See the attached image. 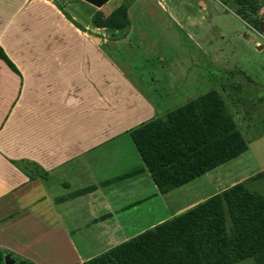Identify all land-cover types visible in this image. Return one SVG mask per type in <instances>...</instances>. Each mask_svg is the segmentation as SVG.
<instances>
[{
	"label": "rangeland",
	"instance_id": "374dc122",
	"mask_svg": "<svg viewBox=\"0 0 264 264\" xmlns=\"http://www.w3.org/2000/svg\"><path fill=\"white\" fill-rule=\"evenodd\" d=\"M16 2L14 0L13 5L10 0H0V8H4L0 10V16L14 14L15 19H27L29 29H33L38 37L31 38L29 44L23 39V48L11 47L24 68L27 82L22 84L21 71L15 72L0 62V103L3 107L11 99L24 98L30 103L40 100L44 103V113L70 115L67 120L73 121L80 135L83 129L94 131L93 135L97 136L108 133H117V136L123 132L119 130L121 125L112 118L116 107L107 106L97 98L93 104L89 102L86 95L89 69H85L83 78L77 70V73L70 72L77 66L75 57L70 59L71 54L81 55L78 63L81 65L83 62V66L86 57L78 49L73 53L71 50L75 47L66 46V40L60 44L57 42L55 35L73 36L74 31L66 29L67 24L63 23L65 16L86 33L85 36L92 38L95 46L107 51L115 70L132 69L135 73L129 74L141 76V82L148 75L155 77L154 83L148 80L150 87L143 88V91L160 104L158 115L161 110L172 109L204 92L218 91L233 114L246 150L221 164L214 175L224 188L245 180L251 189L264 194V28L261 30L259 26L262 22L264 27V0L242 3L240 13L224 0H108L98 8L82 0H31L18 11ZM48 4H54L63 17ZM70 16H74L78 23ZM122 19H127L128 23L117 27V22ZM55 23L58 26L54 27ZM48 42L51 48L45 49ZM54 55H65L67 59L58 65L53 60ZM90 55L91 51H88ZM21 56L23 61L20 62ZM58 70L62 72L60 75ZM41 74L44 76L39 77ZM172 89L176 90L173 95L169 92ZM68 90L74 95L78 92L84 96L64 99L62 94ZM28 108L34 107L30 105ZM86 119L85 123L83 120ZM134 124V127L138 125ZM67 126L72 127V124ZM63 130L70 133L74 128ZM124 133L114 137L113 142L116 143L103 144L100 150L95 148L94 158L89 162L97 174L101 163L108 162L103 161V157L108 158L113 167L118 157L123 158L119 152L125 151L126 156H131L129 148H125L127 139L131 141V138ZM97 153L105 154L98 157ZM203 179L174 191L176 194L170 198L178 202L187 194V197L200 192L210 194L213 186L210 190L205 183L207 180ZM146 207L147 210L150 208ZM152 208L155 207L152 205ZM136 209L143 210L141 206ZM158 211L160 215L165 214L160 204ZM12 237L9 239L11 243ZM20 241L17 239L14 246L21 245V250L28 256L33 255L37 263L13 254L15 262L5 257L3 264H47L57 260L53 258L54 253L37 249L31 239L25 242L21 238ZM238 264L255 263L247 260Z\"/></svg>",
	"mask_w": 264,
	"mask_h": 264
},
{
	"label": "crops",
	"instance_id": "0c3cea01",
	"mask_svg": "<svg viewBox=\"0 0 264 264\" xmlns=\"http://www.w3.org/2000/svg\"><path fill=\"white\" fill-rule=\"evenodd\" d=\"M10 1L14 5V0ZM30 1L17 0L16 11ZM49 6L63 17V13L54 4ZM13 15L0 16V46L16 68L22 72L23 84L28 80L24 76L22 70L24 68L11 47L15 45L18 49L23 48V39L29 44V40L38 35L33 29H29L27 19H15ZM169 16L174 18L171 14ZM70 17L72 21L78 23L74 16ZM63 23L67 24L66 29L70 28L74 31L73 36L55 35L57 42L60 44L66 40V46L75 47L71 50L73 53L78 49L85 53L86 57L83 66V62L81 65L78 63L81 55L71 54L70 59L75 57L74 63L77 66L70 69V72L77 70L81 72L83 78L85 69H89L90 80L86 93L88 100L93 104L94 98H97L107 106L116 107L112 118L121 125L122 128L119 129L123 130L121 134L125 132L124 134L130 138L129 131L133 129L131 127H134V123L139 125L168 111L161 110V114L158 115L160 104L151 100L143 91V88L150 87L148 80L154 83L153 75H148L141 82V76L129 74L133 72L132 69L115 70L106 50L105 54L103 48L95 46L93 39L85 36L86 33L81 32L65 16ZM56 26L57 23L54 24V27ZM44 48L50 49L51 44L48 42ZM88 51H91L90 56ZM64 56L54 55L53 60L59 65L67 59ZM21 61L23 56L20 58ZM0 62L6 64L1 59ZM61 73L58 70V74ZM43 76L44 74H41L39 77ZM112 77L113 82H111ZM75 87L79 86L75 85ZM69 91L62 94L64 99L70 96L73 98L84 96L79 95L78 92L74 95ZM174 91L176 90L172 89L169 92L173 95ZM30 105L34 108L29 109ZM107 109L109 110V107ZM44 111V103L40 100L30 103L24 98L11 99L4 107L0 103V248L5 249L12 259L13 254H17L36 262L33 255L28 256L21 250V245L14 246L17 239L20 241L24 238L25 242L31 239L37 249L54 253L53 258L57 260L47 264H80L224 189L214 175L216 174L214 172L220 168L219 165L180 187L161 193L134 148L132 140L128 141V139L125 148H129L131 156H126L125 151L119 152L120 157L123 158L118 157L113 167H111L112 162L103 157V161L108 162L101 163L100 173L97 174L89 162L94 158L95 148L100 150L103 144L116 143L117 141L113 142L114 137L121 134L116 136L117 133L112 135L108 133L105 136H97L93 135L94 131L83 129V134L80 135L75 130L76 125L73 121L67 120L70 115L52 116ZM52 117L56 118L49 120ZM83 121L86 123L88 120ZM68 124H72L74 131L64 132V128L72 129L70 126L66 127ZM97 154L100 157L105 153ZM14 161L27 170L30 169L29 162L36 163L38 175L30 178L25 170L13 163ZM136 169L141 171L115 179ZM202 178L207 180L205 183L210 186V190L213 186L210 194L204 195L200 192L193 193L189 197L187 194L185 199H180L178 202L170 198L176 194L174 191L186 188ZM90 185L96 188L74 198L59 202L55 200L57 197L66 196L72 191ZM159 204L164 210V215L159 214ZM140 206L143 210L138 211L136 208ZM146 206L150 208L147 210ZM11 237L12 243L9 240Z\"/></svg>",
	"mask_w": 264,
	"mask_h": 264
},
{
	"label": "trees",
	"instance_id": "16d2710c",
	"mask_svg": "<svg viewBox=\"0 0 264 264\" xmlns=\"http://www.w3.org/2000/svg\"><path fill=\"white\" fill-rule=\"evenodd\" d=\"M246 2L224 0L239 13V6ZM127 23L122 19L116 26ZM0 59L18 72L1 46ZM129 135L161 193L188 183L246 150L233 114L216 90L139 124ZM13 163L30 178L39 173L34 162H29L28 170ZM95 188L90 185L55 200L74 198ZM5 257L11 258L0 248V264ZM247 260L264 264V194L243 180L80 264H238Z\"/></svg>",
	"mask_w": 264,
	"mask_h": 264
},
{
	"label": "water",
	"instance_id": "95a60500",
	"mask_svg": "<svg viewBox=\"0 0 264 264\" xmlns=\"http://www.w3.org/2000/svg\"><path fill=\"white\" fill-rule=\"evenodd\" d=\"M88 4H90L91 6L93 7H101L102 5H104L108 0H82ZM259 26H260V29L262 30L264 27H263V23L260 22L259 23ZM262 46H259V48H261Z\"/></svg>",
	"mask_w": 264,
	"mask_h": 264
}]
</instances>
